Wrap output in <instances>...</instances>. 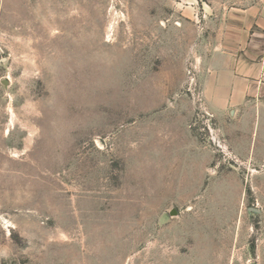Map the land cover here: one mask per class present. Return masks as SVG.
<instances>
[{
    "label": "rangeland",
    "instance_id": "374dc122",
    "mask_svg": "<svg viewBox=\"0 0 264 264\" xmlns=\"http://www.w3.org/2000/svg\"><path fill=\"white\" fill-rule=\"evenodd\" d=\"M257 1L0 0V264H264V139L200 97Z\"/></svg>",
    "mask_w": 264,
    "mask_h": 264
},
{
    "label": "crops",
    "instance_id": "0c3cea01",
    "mask_svg": "<svg viewBox=\"0 0 264 264\" xmlns=\"http://www.w3.org/2000/svg\"><path fill=\"white\" fill-rule=\"evenodd\" d=\"M231 14L226 40L203 60L201 107L235 152L240 154L244 141L245 153L254 157L257 141L264 139V0L235 7ZM178 136L190 160L198 162L202 172L207 170L211 151L189 130H180Z\"/></svg>",
    "mask_w": 264,
    "mask_h": 264
},
{
    "label": "water",
    "instance_id": "95a60500",
    "mask_svg": "<svg viewBox=\"0 0 264 264\" xmlns=\"http://www.w3.org/2000/svg\"><path fill=\"white\" fill-rule=\"evenodd\" d=\"M170 214H171L172 217H176V216H178V212H177L175 209H173V210L170 212Z\"/></svg>",
    "mask_w": 264,
    "mask_h": 264
}]
</instances>
